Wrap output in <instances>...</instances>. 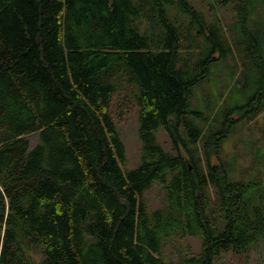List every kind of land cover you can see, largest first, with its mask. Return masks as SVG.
<instances>
[{
  "label": "trees",
  "instance_id": "obj_1",
  "mask_svg": "<svg viewBox=\"0 0 264 264\" xmlns=\"http://www.w3.org/2000/svg\"><path fill=\"white\" fill-rule=\"evenodd\" d=\"M221 3L236 22L189 0H0V264H166L178 237L203 238L182 264H215L264 239V150L249 178L220 157L264 112V0ZM123 86L143 143L128 172ZM156 184L166 201L151 211Z\"/></svg>",
  "mask_w": 264,
  "mask_h": 264
},
{
  "label": "rangeland",
  "instance_id": "obj_2",
  "mask_svg": "<svg viewBox=\"0 0 264 264\" xmlns=\"http://www.w3.org/2000/svg\"><path fill=\"white\" fill-rule=\"evenodd\" d=\"M199 11L203 13L208 22L219 18L223 24L231 25L236 22L233 6L224 5L223 0H189ZM174 14V11H172ZM184 17V16H183ZM185 18V17H184ZM233 62L232 60L230 61ZM223 78V77H222ZM207 89L211 84L206 85ZM205 89V85L198 86V89ZM194 98V103L197 104ZM112 113L115 118L117 129L126 146V160L123 164L124 171H131L143 163V143L140 137L139 108L134 99V90L123 86L114 99ZM238 119V118H235ZM159 143L172 155H176L172 140L168 133L161 129L157 132ZM34 146L38 143L39 135L29 137ZM264 150V112L254 121L240 123L235 134L228 138L221 150L220 157L223 161H236L239 174L249 178L257 170L263 171V166L256 167L262 151ZM218 163V158H213ZM256 167V168H255ZM212 204L216 206L217 196L213 190L210 191ZM145 200L149 209L157 210L166 201V190L160 184L154 185L145 194ZM212 217L220 219V206L215 207V214ZM202 237H178L166 241L162 251V258L166 264H182L183 258L200 254L202 250ZM34 254L38 261L43 259V252L40 244L33 242ZM215 264H264V239L253 246L248 253L237 254L233 250L223 253Z\"/></svg>",
  "mask_w": 264,
  "mask_h": 264
}]
</instances>
